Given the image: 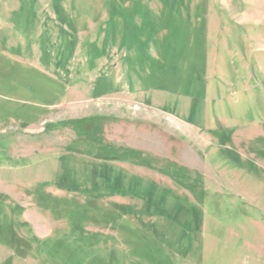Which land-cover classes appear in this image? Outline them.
<instances>
[{
  "label": "rangeland",
  "instance_id": "374dc122",
  "mask_svg": "<svg viewBox=\"0 0 264 264\" xmlns=\"http://www.w3.org/2000/svg\"><path fill=\"white\" fill-rule=\"evenodd\" d=\"M0 264H264V0H0Z\"/></svg>",
  "mask_w": 264,
  "mask_h": 264
},
{
  "label": "trees",
  "instance_id": "16d2710c",
  "mask_svg": "<svg viewBox=\"0 0 264 264\" xmlns=\"http://www.w3.org/2000/svg\"><path fill=\"white\" fill-rule=\"evenodd\" d=\"M115 182H116V180H115Z\"/></svg>",
  "mask_w": 264,
  "mask_h": 264
}]
</instances>
